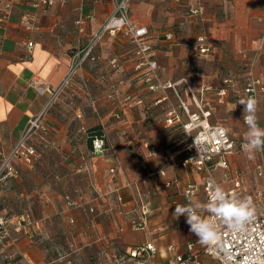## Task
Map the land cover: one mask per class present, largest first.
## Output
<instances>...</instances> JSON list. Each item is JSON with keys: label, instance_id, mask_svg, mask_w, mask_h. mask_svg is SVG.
Returning <instances> with one entry per match:
<instances>
[{"label": "crops", "instance_id": "1", "mask_svg": "<svg viewBox=\"0 0 264 264\" xmlns=\"http://www.w3.org/2000/svg\"><path fill=\"white\" fill-rule=\"evenodd\" d=\"M55 1L38 10L23 4L0 27L2 154L21 138L29 120L65 78L75 54L114 8L111 0ZM129 11L131 20L149 31L161 80H187L188 85L178 89L189 109H197L193 92L214 108L211 123L240 139L246 127L237 101L245 98L251 78L264 82V0H132ZM24 15L33 20L32 29L23 22ZM199 37H205L207 54L199 51ZM27 41L34 42L32 52ZM134 50L122 35L105 34L94 58L84 63L49 111L47 131L33 136L31 144L41 152L38 161H13L18 174L0 182V219L29 214L36 237L32 243L12 225L8 236L1 232L0 264H116L131 247L148 241L156 244L158 253L146 264H171L190 243L203 264H219L203 253L205 245L189 231L185 217L173 218L175 205L187 203L189 183L199 185L193 199L206 201L204 174L182 166L185 137L166 123L178 98L172 90L165 95L147 89L145 67ZM221 88L226 95L219 93ZM257 115L264 128V92ZM96 126L104 135L101 153H93L89 141L88 131ZM143 140L157 148L154 157L139 146ZM255 157L249 160L242 151L230 158L232 177L244 179L236 193L241 197L264 192V151ZM145 163L148 170L143 169ZM159 170L166 175L153 174ZM223 173L217 170L215 176L231 189ZM68 197L95 211L74 209ZM142 205L149 208L148 228L132 231L131 221L140 217Z\"/></svg>", "mask_w": 264, "mask_h": 264}, {"label": "built area", "instance_id": "2", "mask_svg": "<svg viewBox=\"0 0 264 264\" xmlns=\"http://www.w3.org/2000/svg\"><path fill=\"white\" fill-rule=\"evenodd\" d=\"M114 8L108 16L101 29L94 34L90 42L81 50H79L69 67V70L58 86L51 93L50 98L45 103L43 109L33 116L27 125L26 130L21 138L14 144L8 153H0V182H6L10 178L18 174L17 169L13 165L15 159H20L27 164H33L40 158L39 151L30 143L31 138L38 132H46L48 129L46 118L60 97L61 93L69 85L72 79L82 69L84 63L93 59V53L98 46L99 41L105 34L112 36L122 35L127 38L134 46V52L141 65L145 67L143 74V82L150 92H162L166 95L172 90L178 98L179 104L170 105L167 113L166 123L169 126H177L185 137V142L181 150V164L185 168H193L204 174V192L207 199V182L209 178H213L219 183L215 176L217 170H223L224 179L232 182L233 186L228 189L230 193H237L239 189H243L244 179L242 177H232L230 172V158L242 152V143L244 135L240 139L233 138L227 128L211 123L214 108L197 99L192 92L193 99L196 103V110L192 111L188 105L182 100L179 93V85H188L187 80L179 81H162L159 73L157 61L152 57L153 46L151 44V36L146 27L135 24L130 17L129 5L132 0H127L124 7H120L123 0H111ZM55 0H0V27H2L14 14L17 7L27 5L31 9L38 10L40 8L47 9L55 5ZM199 11H192L197 14ZM23 22L27 28L34 27L33 20L29 15H24ZM197 42L200 44L199 51L201 54H207L209 49L205 46V37H199ZM27 49L32 52L34 42H26ZM264 92V82L260 78H251L245 86V98L249 95L254 96L258 100L259 96ZM221 95H226V89H219ZM130 99V97H127ZM143 104L142 100L137 101ZM258 114V112H257ZM245 124V123H244ZM247 132V125L245 124ZM142 149L149 151V156L154 157L157 154V148L147 141H141L139 145ZM105 150V141L103 138H95L92 142L93 153H101ZM143 169L148 170V164L145 163ZM114 169L111 173H114ZM158 176H165L164 170L153 173ZM171 183L167 182L166 186L170 187ZM199 185L189 183L185 189V198H194ZM251 197L256 206V218L247 226L244 232L224 231L219 241H213L212 245H205L203 253L215 258L219 264H264V192L256 191L249 193L247 197ZM122 203V197L118 198ZM187 201V199H186ZM68 204L74 209L86 212H94L93 207H85L78 200L68 197ZM150 212L146 205L141 207V215L137 219L131 221V230H144L148 228ZM71 223H75L71 219ZM13 226L17 233L27 238L30 242H35L36 233L34 232V223L30 219L29 214L23 213L11 218L0 219V234L9 235V227ZM172 250V247H170ZM158 253V247L153 241L131 247L125 255L118 258L116 264H146V262ZM61 264H80L72 260L62 261ZM171 264H203L201 255L194 252V244L187 245L185 254H176Z\"/></svg>", "mask_w": 264, "mask_h": 264}, {"label": "clouds", "instance_id": "3", "mask_svg": "<svg viewBox=\"0 0 264 264\" xmlns=\"http://www.w3.org/2000/svg\"><path fill=\"white\" fill-rule=\"evenodd\" d=\"M126 3L127 0H123L120 7ZM237 104L243 106V122L247 125L242 150L251 160L257 152L264 151V128L259 126L257 115L258 100L249 95L240 98ZM207 187L206 201L187 197V203L175 205L173 218L184 216L189 231L198 237V242L210 246L221 239L224 231H246L256 218L257 209L250 196L230 193L213 178H209Z\"/></svg>", "mask_w": 264, "mask_h": 264}, {"label": "trees", "instance_id": "4", "mask_svg": "<svg viewBox=\"0 0 264 264\" xmlns=\"http://www.w3.org/2000/svg\"><path fill=\"white\" fill-rule=\"evenodd\" d=\"M89 141L92 143L95 138H103V130L101 126H96L88 131Z\"/></svg>", "mask_w": 264, "mask_h": 264}, {"label": "rangeland", "instance_id": "5", "mask_svg": "<svg viewBox=\"0 0 264 264\" xmlns=\"http://www.w3.org/2000/svg\"><path fill=\"white\" fill-rule=\"evenodd\" d=\"M166 5L164 6V10H163V13H164V15L166 16V17H168V15H169V3H165ZM155 12H156V10H155ZM152 16L153 17H155V13H154V10H153V13H152ZM169 28H174V25H172V24H170L169 25ZM60 98V97H59ZM59 98L57 99V101L55 102V104L53 105V107L54 106H56V104L59 102ZM52 107V108H53ZM51 108V109H52ZM33 138V137H32ZM32 138H31V140H32ZM31 140H30V143H31ZM39 153H41V152H39ZM255 159H257L256 157H255Z\"/></svg>", "mask_w": 264, "mask_h": 264}]
</instances>
